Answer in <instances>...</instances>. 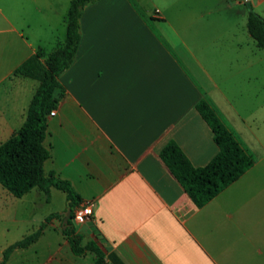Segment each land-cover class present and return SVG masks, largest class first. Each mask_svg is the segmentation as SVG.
I'll use <instances>...</instances> for the list:
<instances>
[{
	"label": "crops",
	"instance_id": "obj_1",
	"mask_svg": "<svg viewBox=\"0 0 264 264\" xmlns=\"http://www.w3.org/2000/svg\"><path fill=\"white\" fill-rule=\"evenodd\" d=\"M135 1L144 17L128 0L87 5L75 59L58 78L63 91L47 118L44 146L50 158L44 172L68 181L80 203H95L90 222L76 226L72 221L69 228H78L84 245L94 243L106 264H264V181L254 177L257 162L198 208L160 156L170 141L195 167L206 166L218 154L213 133L196 110L203 95L194 76L249 148L243 137L246 120L204 65L225 56L248 68L255 67L257 58L264 61V49L248 33L244 2ZM249 1L254 9L264 4ZM70 3L24 0L20 18L26 32L0 9L8 24L0 34L14 35L18 52L8 68L0 69V89L12 83L8 97L0 95V146L24 125L39 86L14 73L39 51L48 56L63 43ZM32 8L39 22H31ZM225 35L233 39L229 52L222 45ZM12 196L0 191V198L12 201ZM55 197L61 198L59 207L41 213L43 202L49 205ZM15 199L17 209L24 205L22 218L38 223L24 237L45 227L36 242L16 249L5 264H96L93 252L78 256L71 250L63 228L70 203L65 193L33 189ZM54 214L63 218L49 220Z\"/></svg>",
	"mask_w": 264,
	"mask_h": 264
},
{
	"label": "trees",
	"instance_id": "obj_2",
	"mask_svg": "<svg viewBox=\"0 0 264 264\" xmlns=\"http://www.w3.org/2000/svg\"><path fill=\"white\" fill-rule=\"evenodd\" d=\"M97 1L99 0H71L63 43L48 56L39 51L14 73V77L30 79L39 84L27 109L24 125L17 135L0 146V184L15 198H22L33 189L49 194L51 188H55L67 195L72 210L81 202L80 196L68 181L54 174L45 175L44 164L50 158V152L44 146V141L47 135V118L55 106V97L62 95L63 91L58 78L70 68L81 41L80 19L83 9ZM128 1L144 17L137 2ZM241 1L248 11V33L255 40L257 47L264 49V18L254 11L249 0ZM192 79L203 95L196 105V110L210 127L219 149L218 154L206 166L195 167L180 146L175 141H170L160 156L194 204L203 208L253 168L256 161L252 151L227 124L218 108L193 77ZM55 216L63 218L54 214L49 220ZM44 227L45 225H42L34 234L10 245L3 252L0 264H5L16 249L27 248L36 242ZM65 233L69 237L73 254L81 256L93 252L97 257L96 264H106L104 254L94 243L84 245L82 237L76 234L75 229L68 227Z\"/></svg>",
	"mask_w": 264,
	"mask_h": 264
},
{
	"label": "rangeland",
	"instance_id": "obj_3",
	"mask_svg": "<svg viewBox=\"0 0 264 264\" xmlns=\"http://www.w3.org/2000/svg\"><path fill=\"white\" fill-rule=\"evenodd\" d=\"M234 2L235 0H230L231 4H234ZM25 7L24 0H0V9L3 14L15 22L22 32H26V28L21 19L23 15L20 12ZM254 11L260 15L261 12L264 13V4L258 8L256 7ZM19 13L21 15H19ZM25 17L27 16L25 15ZM29 17L32 23L39 22L40 20V14L34 11L33 8L30 11ZM26 21H28L27 18ZM7 29L8 24L0 14V30ZM222 45L225 52H229L231 48H233V39L225 35L223 37ZM48 48H51L52 50L54 48V43H51ZM16 54H18V52H16L14 44V35L8 32L1 33V71H4L16 60ZM204 65L212 76L221 82L222 90L227 92L226 96H228L230 100L235 101L234 103L237 112L246 120V126L244 127L247 132L244 131L243 137L246 144L249 146V149L254 154L255 161L257 162V168H255L253 172L254 177L264 181V61H260L259 58H257V64L255 67L248 68L244 61L233 62L231 56H225L222 61H208L204 62ZM194 79H196L195 76ZM196 81L199 82L197 79ZM28 83L38 85L37 82L32 80L28 81ZM11 85L12 83L9 81L3 84L0 89V95L2 97H8L7 92ZM0 191L7 190L0 185ZM11 199L12 201L0 198V258H2V250L20 241L24 236L31 233L34 226H37L38 224L28 220L29 217L24 218V220L22 218L24 217L22 214V212H24V205L19 204V209H17L18 200L15 198ZM60 199L61 198L59 197H55L53 202L49 205L43 202L40 212L43 213L45 211L57 209L61 203ZM15 209H17L19 213L17 215L19 219L18 222L13 219ZM72 221L73 220L71 219V224H73ZM75 229L77 230L78 228Z\"/></svg>",
	"mask_w": 264,
	"mask_h": 264
},
{
	"label": "built area",
	"instance_id": "obj_4",
	"mask_svg": "<svg viewBox=\"0 0 264 264\" xmlns=\"http://www.w3.org/2000/svg\"><path fill=\"white\" fill-rule=\"evenodd\" d=\"M54 115V113H51ZM95 203L93 201H87L85 203H79L73 208V222L76 226H83L91 221L94 215Z\"/></svg>",
	"mask_w": 264,
	"mask_h": 264
},
{
	"label": "water",
	"instance_id": "obj_5",
	"mask_svg": "<svg viewBox=\"0 0 264 264\" xmlns=\"http://www.w3.org/2000/svg\"><path fill=\"white\" fill-rule=\"evenodd\" d=\"M70 205V203H69ZM68 205V208L66 210V212L64 213V220H63V228L64 230H66L70 225H69V219H70V216H71V208L70 206Z\"/></svg>",
	"mask_w": 264,
	"mask_h": 264
}]
</instances>
